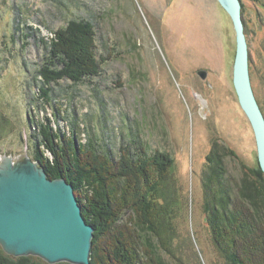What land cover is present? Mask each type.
Segmentation results:
<instances>
[{"label":"rangeland","instance_id":"obj_1","mask_svg":"<svg viewBox=\"0 0 264 264\" xmlns=\"http://www.w3.org/2000/svg\"><path fill=\"white\" fill-rule=\"evenodd\" d=\"M241 3L253 88L264 113V0ZM72 21L92 23L100 72L79 82L57 79L44 94L41 71L51 43ZM236 51L234 22L220 0H0V158L34 159L45 125L59 139L64 132L68 142H91L114 160L122 145L169 152L186 194L174 220L176 255L186 264H228L211 237L201 174L214 140L260 166L234 84ZM227 163L240 174L236 159ZM0 253L11 264L61 263L13 256L1 245Z\"/></svg>","mask_w":264,"mask_h":264},{"label":"trees","instance_id":"obj_2","mask_svg":"<svg viewBox=\"0 0 264 264\" xmlns=\"http://www.w3.org/2000/svg\"><path fill=\"white\" fill-rule=\"evenodd\" d=\"M94 40L88 21H72L56 32L50 61L41 71L42 93L47 94L52 89L47 86L57 79L79 82L100 72ZM47 126L42 127L34 159L51 179L65 177L74 185L83 215L95 227L93 264H186L174 248L179 236L174 220L186 194L171 153H138L122 145L120 159L114 160L101 155L91 142H68L64 132L59 139ZM41 145L53 156H46ZM227 158L238 161L239 175L231 172ZM201 181L203 210L219 253L228 264H264V171L214 140ZM7 259L0 253V264H11Z\"/></svg>","mask_w":264,"mask_h":264},{"label":"water","instance_id":"obj_3","mask_svg":"<svg viewBox=\"0 0 264 264\" xmlns=\"http://www.w3.org/2000/svg\"><path fill=\"white\" fill-rule=\"evenodd\" d=\"M237 35L234 84L253 126L258 159L264 171V113L256 97L249 43L241 0H220ZM203 78L206 70H201ZM95 227L83 215L74 185L65 177L51 179L31 156L0 158V245L13 256L35 255L49 263L92 264Z\"/></svg>","mask_w":264,"mask_h":264},{"label":"bare ground","instance_id":"obj_4","mask_svg":"<svg viewBox=\"0 0 264 264\" xmlns=\"http://www.w3.org/2000/svg\"><path fill=\"white\" fill-rule=\"evenodd\" d=\"M127 188V187H126Z\"/></svg>","mask_w":264,"mask_h":264}]
</instances>
